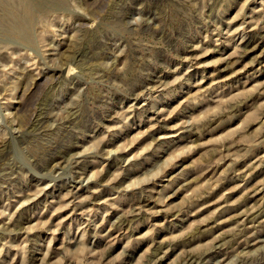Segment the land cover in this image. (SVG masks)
I'll return each mask as SVG.
<instances>
[{"label": "rangeland", "instance_id": "obj_1", "mask_svg": "<svg viewBox=\"0 0 264 264\" xmlns=\"http://www.w3.org/2000/svg\"><path fill=\"white\" fill-rule=\"evenodd\" d=\"M0 264H264V0H0Z\"/></svg>", "mask_w": 264, "mask_h": 264}, {"label": "bare ground", "instance_id": "obj_2", "mask_svg": "<svg viewBox=\"0 0 264 264\" xmlns=\"http://www.w3.org/2000/svg\"><path fill=\"white\" fill-rule=\"evenodd\" d=\"M38 116H40V115H38ZM38 116H36V117H38ZM34 119H35V118H34ZM42 119H43V118H42ZM42 119H41V120H42ZM39 123H41V122H40V119L37 118V120L35 119V122H34V123H31V124H33L32 126H34V127L37 128V127L39 126ZM40 125H41V124H40ZM39 127H40V126H39ZM70 173H71V172H70Z\"/></svg>", "mask_w": 264, "mask_h": 264}]
</instances>
